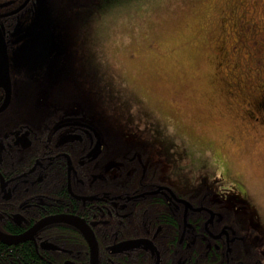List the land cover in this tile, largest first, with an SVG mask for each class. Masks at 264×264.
<instances>
[{"label": "flooded vegetation", "instance_id": "obj_1", "mask_svg": "<svg viewBox=\"0 0 264 264\" xmlns=\"http://www.w3.org/2000/svg\"><path fill=\"white\" fill-rule=\"evenodd\" d=\"M235 1L221 35L227 66L218 65L223 104L240 123L225 135L235 156L246 157L248 138L264 140V2ZM24 2L0 0V25L36 15V0L12 14ZM13 34L4 28L7 57L18 44ZM9 79L10 100L0 112V264H18L24 244L33 249L32 264H264L261 209L242 207L254 180L246 165L237 163L243 184L232 194L208 189L202 174L179 189L141 148L140 166L111 158L112 140H103L93 117L75 114L77 102L49 114L48 83L39 92L34 84L24 99L10 67ZM4 96L0 88V109Z\"/></svg>", "mask_w": 264, "mask_h": 264}, {"label": "rangeland", "instance_id": "obj_2", "mask_svg": "<svg viewBox=\"0 0 264 264\" xmlns=\"http://www.w3.org/2000/svg\"><path fill=\"white\" fill-rule=\"evenodd\" d=\"M254 1L261 3L250 0V7ZM40 2L52 54L39 32L14 46L8 63L19 82L51 87L59 74L72 81L75 114L85 111L95 123L103 111L105 120L125 121L127 140L151 154L161 173L175 176L179 189L202 174L208 189L232 194L243 184L237 169L243 163L254 180L246 184L242 207L256 206L264 218V140L248 138L250 152L238 157L225 135L240 125L223 104L227 64L220 61L235 0H135L102 11ZM33 17L17 16L13 33L29 32ZM23 107L30 118L29 102Z\"/></svg>", "mask_w": 264, "mask_h": 264}, {"label": "trees", "instance_id": "obj_3", "mask_svg": "<svg viewBox=\"0 0 264 264\" xmlns=\"http://www.w3.org/2000/svg\"><path fill=\"white\" fill-rule=\"evenodd\" d=\"M47 1H48V4L52 2L56 6L58 3L63 5V2L67 1L71 6L73 4L79 7L83 5L87 8L90 7V10L95 9L97 11H100V10L102 11L103 9H110V8H113L121 4L130 5L135 2V0H47ZM52 7L54 6L52 5ZM62 17L63 16H59L58 18L61 19ZM94 17L100 20V16H94ZM16 20H17V16L1 20L2 25L4 26L5 31L6 33H8V35L11 32L12 33L14 32L15 26L17 24ZM63 48L64 47H60L59 50L61 51ZM63 63H65V59H62L61 64ZM59 75H57V78L55 79V81H50L51 87L54 88V91H53L54 97L51 98L50 105H54V107L50 106L48 110L50 111V108L54 110H52V112L50 111L49 114H58V113L61 114L63 111L62 109H63L64 103H67L68 106H71L72 103L77 102V100L73 98H72L73 100L68 99L66 102H61L63 100L62 94H66L69 96L72 94L73 82L64 80V78L60 77ZM12 76H14V78L17 77L16 72L14 73L12 71ZM22 84L23 85H22L21 92L25 94L23 98L27 99L28 95L26 94L32 93L31 89H34V87H36L37 85H34V83L32 84L31 81H29L27 78H24V81L22 82ZM69 100H72V101H69ZM59 105L61 106L60 109L57 108V106ZM102 114H103V111L99 112L95 123L91 122V124L100 127L99 132H100L101 137H103L104 141H108V138L112 140L113 148L111 152V158H113L114 160H121V161L128 162V163L130 162L135 163L136 165L138 164V166H140L141 159L139 158L137 153L138 151L139 152L141 151H140L139 145H136L132 141L127 140V137H126L127 129H122V125L125 121L120 122V123L114 122L116 118L105 120ZM79 116L85 117L86 119H88V114L85 111H84V114L81 112ZM141 156L146 157L147 154H145V156L143 155ZM130 158H133V160L130 161L129 160ZM148 169H152V166ZM138 171H140V168H138ZM16 252L21 254L20 258L17 260L18 264H32V261L34 258L31 256L32 255L31 253H33V249L31 246L24 244L18 247Z\"/></svg>", "mask_w": 264, "mask_h": 264}, {"label": "water", "instance_id": "obj_4", "mask_svg": "<svg viewBox=\"0 0 264 264\" xmlns=\"http://www.w3.org/2000/svg\"><path fill=\"white\" fill-rule=\"evenodd\" d=\"M29 0H25V2L20 6L18 9L12 12L17 13L21 9H23ZM36 15H34L33 20L30 25L29 32H23L20 35L19 34H13V36H18L14 43H19L24 39L31 38L33 35L37 34L38 32L42 34L46 47L48 48V51L50 54H52V47L49 40V36L45 29L41 26V18H42V3L40 0H36ZM7 48L6 43L4 41V28L3 26H0V88H3L4 91V101L2 104V107L0 109V112L8 105L11 95V88H10V79H9V63H8V57H7ZM26 239V238H25Z\"/></svg>", "mask_w": 264, "mask_h": 264}, {"label": "bare ground", "instance_id": "obj_5", "mask_svg": "<svg viewBox=\"0 0 264 264\" xmlns=\"http://www.w3.org/2000/svg\"><path fill=\"white\" fill-rule=\"evenodd\" d=\"M257 43V42H256ZM246 45V44H245ZM236 59V58H235Z\"/></svg>", "mask_w": 264, "mask_h": 264}]
</instances>
